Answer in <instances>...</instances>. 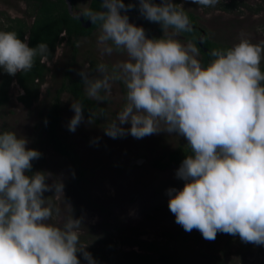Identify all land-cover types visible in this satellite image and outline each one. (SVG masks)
Instances as JSON below:
<instances>
[{"label": "clouds", "instance_id": "clouds-1", "mask_svg": "<svg viewBox=\"0 0 264 264\" xmlns=\"http://www.w3.org/2000/svg\"><path fill=\"white\" fill-rule=\"evenodd\" d=\"M193 2L214 6L217 0ZM131 7L124 0H102L103 10H82L99 23L102 52L122 49L126 56L113 66L123 79L125 103L104 127L105 135L127 132L139 139L161 130L182 135L191 154L175 176L184 183L167 189L175 222L207 240L221 232L264 245V46L241 38L227 49L212 50V59L202 65L196 49L177 38L191 25L175 0H138L144 18L161 25L159 38L129 21L122 10ZM47 51L43 42L29 46L15 31L0 30V71L8 75L30 70L38 52ZM60 55L57 48L53 58ZM95 70L100 76L90 77L84 65L79 75L86 94L100 100L114 77L103 63ZM71 108L67 128L75 131L84 107L76 101ZM27 142L14 131H0V264H81L77 252L85 264H97L80 243L79 217L50 222L52 209L42 193L50 188L62 193L63 184H49V173L31 171L41 153Z\"/></svg>", "mask_w": 264, "mask_h": 264}, {"label": "rangeland", "instance_id": "rangeland-1", "mask_svg": "<svg viewBox=\"0 0 264 264\" xmlns=\"http://www.w3.org/2000/svg\"><path fill=\"white\" fill-rule=\"evenodd\" d=\"M232 1L217 0L214 6H202L193 0H175L178 6L196 14L199 25L211 40L231 47L246 38L264 46V0H235L238 5L231 6L229 11L220 7ZM89 3L90 0H77L73 13L79 15ZM30 12L25 0H0L1 27L7 26L6 17H20L31 23ZM126 14L130 22L143 26L146 36L159 38L163 35L158 23L136 13ZM98 32L99 27L90 35L79 38L74 59L65 40L57 47L62 50L59 59H44L49 70L37 98L30 102L22 100L20 97L25 91L12 80L9 99L0 107V131L10 130L24 136L28 141L26 147L41 153L37 158L38 170L50 174L47 182L52 184L58 180L63 184L62 193L54 192V188L42 193L52 209L50 222L62 223L71 214L79 217L82 222L80 243L86 245L88 252L90 249L103 250L102 257L116 263H122L123 252L142 251L134 244L141 240L174 248L184 264H264V245L242 241L238 235L217 232L215 239L207 240L197 229H192L186 231L187 240L179 237L182 226L175 222L167 203V189H179L184 183L175 176L179 165L161 169L152 162L178 144L187 143L182 135L163 130L139 139L127 132L116 138L105 135L104 127L125 103L123 79L113 66L126 56L122 49L114 50L110 55L103 53L97 44ZM177 38L182 44H191L201 62V52L194 41L182 32ZM100 63L105 64L108 74L114 77L110 80L108 93L102 91L103 98L98 100L107 111L105 117L96 119L83 115L84 119L75 131H69L67 123L73 115L71 102L75 101L69 93L61 94V134L79 158L84 171L80 175L68 158L50 147L44 131V114L68 68L76 75L87 65L89 76L98 77L100 73L95 69ZM260 67H264V55ZM123 127L127 129L129 124L125 123ZM77 256L82 257L80 252Z\"/></svg>", "mask_w": 264, "mask_h": 264}, {"label": "trees", "instance_id": "trees-1", "mask_svg": "<svg viewBox=\"0 0 264 264\" xmlns=\"http://www.w3.org/2000/svg\"><path fill=\"white\" fill-rule=\"evenodd\" d=\"M25 1L31 8L30 15L33 16L31 23H28L27 20L20 17H6L7 26L4 29L15 31L21 39L26 40L29 46H35L38 42H43L47 44L48 51L47 53L38 52L34 57L31 69L26 72H17L15 75H8L6 72L0 71V107L4 106L9 99L8 90L9 84L12 80L17 81L25 91V95L20 97L22 100L30 102L32 99L37 98L38 92L40 91L39 87L49 70L44 59H51L53 57V52L63 40H65L70 46L72 59H74V55L77 52L79 38L90 35L94 29L99 27L98 22H92L89 27H84L80 17L70 13L67 0ZM69 1L72 5V9H74L77 5V0ZM154 2L160 3V0H154ZM124 3L125 5L131 4L132 7L126 8L122 11L142 15L138 10V0H124ZM175 3L177 4V2ZM236 5H238L237 1L233 0L229 4L223 3L220 7L229 11L231 6ZM87 8L94 11H101L102 0H90ZM180 8L188 16L191 25L190 31H183L182 33L185 34L188 39L193 40L195 45L199 48L202 65H206L212 59L210 56L212 50H223L230 47L229 45H222L211 40L206 31L199 25L196 14L182 7ZM83 19L86 20L88 17L83 14ZM1 29L4 30L0 23V30ZM202 34L203 46L201 47L198 38ZM203 47H206V50ZM95 64V61L92 60L93 67H95ZM261 70L264 71V67H262ZM62 92L69 93L75 102L79 101L83 105L84 108L82 109V112L86 117H95L98 119L99 116L105 117L107 111L98 100L91 98L86 94L80 75L71 74L69 68L65 72L61 85L56 88L50 97L48 107L44 114V131L46 132L47 141L54 151L68 158L79 171V174L82 175L84 171L81 167L79 158L76 156L72 145L68 143L61 134ZM189 154H191V149L187 143L178 144L174 149L155 158L152 163L156 167L166 169L169 166L180 165L185 155ZM31 164V171L38 170V159H34ZM179 234L181 235L179 237H182V240H187V232L183 228L178 231V235ZM134 244L140 246L142 251H136L133 249L123 252L122 263H116L114 260H105L103 258V250L94 251L90 249L89 252L97 261V264H184L181 262V259L174 248L172 249L166 245H159L151 241L136 240ZM80 259L85 264L83 257Z\"/></svg>", "mask_w": 264, "mask_h": 264}, {"label": "water", "instance_id": "water-1", "mask_svg": "<svg viewBox=\"0 0 264 264\" xmlns=\"http://www.w3.org/2000/svg\"><path fill=\"white\" fill-rule=\"evenodd\" d=\"M67 3H68V6H69V11H70V13L71 14H74L73 13V9H72V5H71V3H70V1L69 0H67ZM103 10V9H102ZM79 15L77 14V13H75L74 15H78L79 17H80V19H81V21H82V24H83V26L84 27H89L90 25H91V23H92V21L88 18V19H83V14H82V11H79ZM204 34V33H203ZM203 34L198 38V42H199V44H200V46L202 47L203 46V43H202V37H203ZM205 50H206V47H203Z\"/></svg>", "mask_w": 264, "mask_h": 264}]
</instances>
